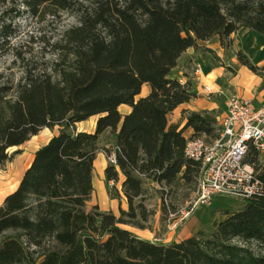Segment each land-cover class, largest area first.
I'll use <instances>...</instances> for the list:
<instances>
[{"label": "trees", "instance_id": "trees-1", "mask_svg": "<svg viewBox=\"0 0 264 264\" xmlns=\"http://www.w3.org/2000/svg\"><path fill=\"white\" fill-rule=\"evenodd\" d=\"M19 1L35 14L71 10L78 20L53 40L55 56L0 84V167L11 146L59 126L0 206V264H264V192L244 198L211 230L171 243L122 225H149L150 182L162 199L174 184L195 188L199 163L184 154L185 127L207 141L219 135L214 109L189 110L182 126L169 122V112L196 95L172 71L179 56L215 34L228 45L240 26L264 33V0ZM9 31L0 18V47ZM238 57L264 76V66ZM145 82L150 91L136 99ZM121 103L131 110L122 114ZM91 115H98L93 131L75 128ZM106 130L115 134L113 145L103 140ZM100 149L116 153L106 179L119 178L117 166L125 176L128 208L119 214L86 206ZM259 153L250 145L244 161L264 183Z\"/></svg>", "mask_w": 264, "mask_h": 264}, {"label": "crops", "instance_id": "crops-1", "mask_svg": "<svg viewBox=\"0 0 264 264\" xmlns=\"http://www.w3.org/2000/svg\"><path fill=\"white\" fill-rule=\"evenodd\" d=\"M261 35H264V33H261ZM262 39V42H264V37H262ZM219 40L217 34L206 40H198L197 47L189 46L179 56L178 62L173 67L172 71L182 81L190 80L194 86L196 95L190 100L180 103L169 112V122H177L179 123V126H182L186 122V115L189 110L205 108L219 109V100L212 98V94L204 92L203 84L205 83L213 85L215 89H219L224 88L222 82L229 80L231 86L229 85L228 87L241 96L251 98L255 108L262 106L264 103L263 75L254 72L243 63H238L237 73L235 75H230L224 72L222 65H216L212 62L213 54L222 55L223 53V46L220 44ZM243 49L244 48L242 47V50ZM245 53H247L250 61L264 66V50L260 55H256L250 51H246ZM197 63L201 64V69L198 71L195 70ZM261 82L262 84H260ZM149 91L150 85L148 82H145L135 98L137 99L140 96H144ZM213 94L217 95L219 93L214 92ZM221 94L222 93H220L219 96H222ZM223 106V110L217 112L219 123L223 120L226 113L225 105ZM131 108V105L128 103H121L119 105V110L122 114L129 112ZM97 116L98 115H91L86 119L77 121L75 123V128L77 130L93 131L95 129ZM58 130V125H55L53 128L44 126L23 143L13 145L9 148V151L17 149L20 151L7 159L0 167V206L3 204L6 195L17 188L25 169L30 165L34 157L36 149L48 141L53 134L58 132ZM192 131L193 128L187 126L184 128V135L187 137L192 134ZM114 136V133L110 132V130H106L103 133V140L106 141L107 145H113ZM108 163L109 161L105 150H98L93 161L91 173L93 189L90 198L86 202V206L90 209L92 206L98 205L101 210H112L114 213L119 214L121 208H128L127 197L122 190V181L125 176L117 166L119 178L114 180V184L112 185L114 186L115 193L111 192V186L109 185V181L106 179L105 174V169ZM229 211H231L230 208L220 199H215L209 204H203L194 210L181 223L178 231L168 229L166 238L163 239L155 237V232L159 229L161 221L164 220V218L160 219L162 212L159 207L155 209V214L152 219H149V225L147 226L142 227L132 223H123L122 225L131 230L138 237L149 239L151 241H155L153 239L155 238L159 243H166L172 239L174 241H179L195 234L206 225L214 226V224L220 219L225 218Z\"/></svg>", "mask_w": 264, "mask_h": 264}, {"label": "rangeland", "instance_id": "rangeland-1", "mask_svg": "<svg viewBox=\"0 0 264 264\" xmlns=\"http://www.w3.org/2000/svg\"><path fill=\"white\" fill-rule=\"evenodd\" d=\"M0 18L10 29L7 42L0 47V84L19 79L25 74L26 68L40 65L42 61L55 56L52 50L53 40L65 26L78 20L76 14L71 10H61L58 14H35L19 0H9L3 4L1 3ZM230 36L232 41L228 45L222 44L219 40L223 46V53L222 55L213 54L212 62L216 65H222L224 72L235 75L237 73V64L241 63L238 57L239 52L247 55L245 52L250 51L260 55L264 50V42H262L264 35L252 28L240 26ZM242 47L244 48L243 50ZM222 84L224 88L230 85L229 80L222 82ZM218 93L220 94L221 92ZM219 94L212 93L211 95L212 98H216L220 102L219 109H214V114L216 115L217 112L223 110L226 100V93L222 92V96H219ZM19 151L18 149L10 150V153L14 156ZM258 158L261 163H264V150L260 151ZM158 188L159 185L156 182L149 183L145 202L147 208L153 210L149 219L153 218L156 208L159 207L161 209L160 219L164 218V220L161 221L159 229L155 232V237L163 239L166 238L168 229L178 231L184 221L176 227L169 228L168 210H174L182 206L191 197L194 185L185 182L174 184L170 187L169 193L165 194V199L161 198ZM111 192L115 193L114 186H111ZM215 199H220L230 210L240 207L244 201V198L239 197L217 196L211 202ZM201 205L203 204H198L194 210ZM212 228L213 225H206L201 229L209 231ZM153 239L159 242L157 239ZM171 242H174V240L172 239L166 243Z\"/></svg>", "mask_w": 264, "mask_h": 264}, {"label": "built area", "instance_id": "built-area-1", "mask_svg": "<svg viewBox=\"0 0 264 264\" xmlns=\"http://www.w3.org/2000/svg\"><path fill=\"white\" fill-rule=\"evenodd\" d=\"M200 69L201 64L197 63L195 70ZM203 90L207 94L226 93V113L219 123V135L212 141L203 135L187 136L184 154L199 163V173L191 197L182 206L168 210L169 228L176 227L198 204H209L215 196L246 198L264 192V183L254 166L244 161L250 145L264 150V103L255 108L251 98L229 87L215 89L205 83ZM106 154L109 162H116L115 149ZM113 184L110 179L109 185Z\"/></svg>", "mask_w": 264, "mask_h": 264}]
</instances>
